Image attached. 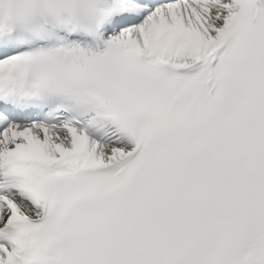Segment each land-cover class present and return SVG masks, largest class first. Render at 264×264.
Here are the masks:
<instances>
[{"label":"snow or ice","instance_id":"obj_1","mask_svg":"<svg viewBox=\"0 0 264 264\" xmlns=\"http://www.w3.org/2000/svg\"><path fill=\"white\" fill-rule=\"evenodd\" d=\"M0 264H264V0H0Z\"/></svg>","mask_w":264,"mask_h":264}]
</instances>
